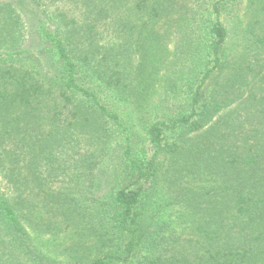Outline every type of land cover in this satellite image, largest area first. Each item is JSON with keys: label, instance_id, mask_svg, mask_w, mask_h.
<instances>
[{"label": "trees", "instance_id": "1", "mask_svg": "<svg viewBox=\"0 0 264 264\" xmlns=\"http://www.w3.org/2000/svg\"><path fill=\"white\" fill-rule=\"evenodd\" d=\"M238 2L0 0V264H264V0L232 54ZM168 53L140 147L99 91L141 112Z\"/></svg>", "mask_w": 264, "mask_h": 264}, {"label": "rangeland", "instance_id": "2", "mask_svg": "<svg viewBox=\"0 0 264 264\" xmlns=\"http://www.w3.org/2000/svg\"><path fill=\"white\" fill-rule=\"evenodd\" d=\"M246 3L247 0H239L238 4L233 7L232 13L228 15L225 20V26L230 33L229 47L232 50L228 52L232 54L237 52L235 49L241 48L242 34L246 25V21L244 18ZM161 53L162 52H159V54ZM166 57L168 60L169 53L166 55ZM169 64H174L171 63V59H169L167 64H163L161 66V69H159L156 75H154V78L150 85L151 91L146 97L147 100L144 103L145 106L140 110L141 112H138V109L134 108L133 104L129 102L119 101L107 91H99L102 99H104L113 110H116L123 119H126L131 125H134V131L140 137V140H142V142L139 143L140 147H143L147 136V123L143 118L150 117L151 119V116L153 115H155L154 117H157L158 115L160 116L164 112L169 111V106L174 107L171 101L173 99V95L171 92L169 93L166 91V87L171 81L174 82L175 80L180 78L179 73L177 72L181 71V66L176 68L175 66H169ZM158 66L160 67V64H158ZM183 68L184 67H182V69ZM179 105L180 104H178V107ZM150 122L151 121L149 120L148 125L150 124ZM29 232L32 239H37V242L41 240L40 247L43 251L49 253L50 255H53V247L46 244L45 242L49 239V237H51L49 234H37L34 230H31ZM38 235L41 236L39 237ZM64 235L65 233L58 234V236L60 237H64Z\"/></svg>", "mask_w": 264, "mask_h": 264}]
</instances>
